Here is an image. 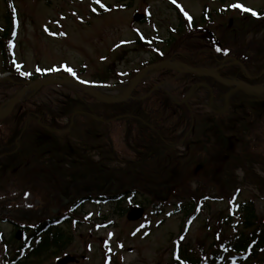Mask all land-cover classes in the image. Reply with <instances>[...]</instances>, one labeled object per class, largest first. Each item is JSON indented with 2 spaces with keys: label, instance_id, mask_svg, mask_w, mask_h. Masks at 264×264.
<instances>
[{
  "label": "rangeland",
  "instance_id": "obj_1",
  "mask_svg": "<svg viewBox=\"0 0 264 264\" xmlns=\"http://www.w3.org/2000/svg\"><path fill=\"white\" fill-rule=\"evenodd\" d=\"M237 4L250 10L245 12L259 13L260 20L242 16L239 12L243 9L233 7ZM230 6L236 12H230L222 20L219 12ZM206 9L208 16L215 14L216 19L211 20L214 26L227 24L232 19L240 28L223 32L225 36L237 43L242 39L243 43L255 42L253 47L258 45L255 51L261 50L264 30L246 35L244 31L253 25L264 24V0H21L15 2V19L9 15L5 1L0 0V34L8 27L7 20L11 19L15 29L14 36L10 34L14 37L13 43L8 45L13 57L8 69L12 73L4 70L0 51V105L12 100L37 76L42 79L54 76L53 80L59 81L61 77L55 75L65 74L64 65L78 73L74 75L76 80L87 84L106 81L107 84L98 86L100 91L109 97H121L134 77L133 71L151 63L161 51L164 55L167 53L166 42L170 41L171 45L176 40L173 30L178 28L180 13L200 20ZM137 14L147 15L148 22L134 23L133 18ZM140 38L150 44V52L137 47L136 42ZM260 54L264 59V45ZM103 74H107L105 79ZM156 77L157 73H153L145 81L152 84ZM173 87L175 85L167 89ZM41 92L40 95L30 92L25 103L17 105L8 115V112L3 113L7 120L0 125V146L7 152L17 148L18 134L29 119L28 114L39 105L47 106L52 117L50 127L58 132L49 134L41 131L33 120H29L28 130L19 142L20 151L25 150L21 157H16V160H21L16 165L18 172L15 176L19 185L9 181L13 173L8 170L5 175L3 166L10 168L17 161L14 159L16 162L8 165L12 158L0 153V180L8 177L5 184L0 181V206L10 201L9 209L21 211V217L33 216V219L45 213L56 218L68 213L69 208L85 196H115L118 192L111 193L110 175L98 176L94 172L101 165H107L109 169L125 168L108 162L104 142L97 143L95 132L99 127L107 133L112 127L116 135L110 138L115 151L121 155V161H137L145 156L139 152L141 148L131 135L129 145L136 150L127 153L123 139V128L130 125L108 122L95 126L81 113L84 107L92 104L76 87L52 85L44 87ZM191 103L198 111L207 108L198 98ZM92 107L93 111L99 112L98 105ZM67 128L73 129L62 131ZM34 133L45 136L46 151L40 149L41 143L37 141H43V138L35 137ZM246 139V143L252 144L256 158L250 159L238 149L232 159L228 158L230 142L225 141L222 148L228 150L222 154V166L215 158L218 155L210 151H204L203 157L197 161L194 159V163L183 160V146L179 147L173 162H166L169 165L149 163L151 166L145 168L148 177L161 171L168 175V179L181 171L184 182L178 188L160 186L152 189L145 185L138 188V194H129L119 203L91 199L82 203L74 212L71 211L72 223L63 227L71 243L59 250L50 249L48 254L40 255L28 264H57L66 256L74 259L69 264H172L178 249L186 245L195 250L199 247L208 249L215 237L222 241L236 235L242 229L238 213L240 204L252 203L264 223V138L254 133V137ZM89 143L93 146L94 143L103 144L101 151L91 150ZM181 160L183 162H179ZM210 160L214 164L208 165ZM200 164L204 166L198 170ZM173 167L179 169L176 171ZM79 173L84 174L83 179L75 182L73 179H77ZM120 175L125 178L124 174ZM139 207L144 209L143 218L137 222L129 221L127 215ZM187 208H192L189 214ZM19 220L17 225L29 224ZM35 222L30 223L34 225ZM17 231L13 223L0 221V264H7L10 258L15 257L23 241L12 240ZM25 233L30 234L29 231Z\"/></svg>",
  "mask_w": 264,
  "mask_h": 264
},
{
  "label": "trees",
  "instance_id": "obj_2",
  "mask_svg": "<svg viewBox=\"0 0 264 264\" xmlns=\"http://www.w3.org/2000/svg\"><path fill=\"white\" fill-rule=\"evenodd\" d=\"M4 1L7 4L9 15L12 16L11 11L13 4L16 1L21 0ZM230 12H232V9L221 12L220 18L222 20L225 19ZM213 18L216 19L215 14L207 17V13H205L200 20L194 19L188 21L180 16L178 28L173 30V33L176 34V40L173 41L171 45L169 44L170 41H167V53L163 56H156L155 61L158 62L161 60L175 59L176 61L192 68H209L220 63L224 59L226 52L230 59L240 62L242 66L248 70H255L257 71V74H261L264 71V59L262 58L263 55L261 56L260 53L264 44H260V51H255L256 46H258L256 45L253 47L255 42L243 43L244 39H242L241 43L240 41L238 43L234 42L228 36H225L223 32L226 33L231 28H239L235 25V21L231 19L227 24L221 23L214 26L211 21ZM7 23L9 24L8 27L0 34V51L3 59V68H5V71H10L8 65L12 62L9 54L10 47L8 48V45L11 43V19L7 20ZM222 27L223 31H221ZM262 30H264V24H259L246 29L244 33L246 35L248 32L254 31V33H257ZM220 32H222V34H219ZM180 35L184 36L181 37ZM136 45L140 50L150 52L151 46L147 43L138 40ZM220 74L227 78L245 79L239 67H231L223 70ZM106 75L107 74H103L104 79L106 78ZM174 76L175 74L165 75L162 76L160 80L170 82ZM182 81H184L185 84L177 87L172 95L174 99H176L175 102L165 91H154L149 97L145 98V95L148 94L151 89L147 86L141 85L134 94L135 97L140 98L139 100L120 105H101L102 110L95 114L98 115L100 119L105 118L112 120L110 121L112 125L123 123H126V125L128 123L130 125V127L125 125L126 127L123 128V139H125L127 153H132L136 150L129 145V137L132 135V139L137 144L138 148H141V151H138L145 156L137 161H121V155L119 152L115 151L113 142L110 138V136L112 137V135H114L115 137L116 135L114 129L111 127L110 130L109 128L107 131L109 135L107 136V133H103V130H100L98 127V131L95 132V140L99 144L102 141L104 142L103 148L107 150V155L109 157L108 162L111 161V164H119L122 166L121 168H125L109 169L107 165L96 167L94 173H97L98 176L110 175L112 195L113 193L118 192L114 194L115 196L113 197L104 194L99 195L97 197L98 202L112 200L119 203V201L127 196L138 194V188H144L145 185L148 187L150 186L149 188L152 189H157L160 186H171L174 188L180 187L181 183L184 182L181 171L171 175L168 179H166L168 175L161 171H158V174L155 176L149 175L148 177L146 174V169H148L152 163L159 162V165L163 166V164H168L166 163L167 161L173 162L180 146H183V149H185L183 151L184 154L182 155V159L185 161L200 159L203 157L205 149H207V151L214 152L215 155H218L215 158L219 159L218 161L222 166V154L228 150L222 148L225 141L230 142L228 158L232 159L237 149L240 151L242 150V153H246L247 157L250 159L256 158V154L252 151V144L246 143V137H254V133H257L264 138V98L260 99L257 97L244 96L246 98L244 99L243 96H240L244 101H240L239 104L234 101L231 108L222 114L210 112L206 108L205 111H198L192 106V98L187 101V94L190 92L192 86H198L201 89L203 85H210L214 94V99H220L225 96L228 89L221 86L219 83L206 78L199 79L187 75L184 76ZM101 83L108 82L101 81ZM249 83L252 85L263 84L264 74L258 80ZM176 84L178 85V83ZM40 94H42V92ZM84 99L88 100L92 105H97L98 103L93 97L87 94H84ZM28 117L29 119L23 125L22 130L18 134L17 148L11 152H7L0 146V153L2 156L8 155L12 158V160H10L11 163L8 165H12L17 161L10 168H8L9 166L7 165H3L5 175L8 170L13 173V177H9V181L16 185H19L15 177L18 172L16 170V165L21 162V160H16V157H21L25 150L23 149L20 151L21 146L19 142H21L25 132L28 130V125L31 123L29 120H33V122L41 128V131H47L49 134H53V131L58 132L55 128L50 127L52 117L46 105L37 106L34 111L28 114ZM91 121L97 126V121ZM5 122L6 121L0 122V125ZM131 125L133 126L132 128ZM72 129L67 128L62 131L68 132ZM33 135L35 137L43 138V141L42 139H37V141L41 143L42 148L40 149L46 151L45 136H38L36 133ZM94 144L95 146L90 144L91 150H95L96 152L101 151L103 144L100 146L96 143ZM43 155L45 156L46 153L43 152ZM105 155L106 154H104V156ZM14 159L16 160L15 162H13ZM162 160L164 162H161ZM183 160L179 162H183ZM212 164H214V162L213 160H210L208 165ZM140 168L141 170H138ZM175 169L177 171L179 168L173 167V170ZM129 173L130 176H127ZM131 173H133L132 176ZM120 174H124L125 178H122V175ZM83 175V173H79L77 179L75 178L73 180L75 182L81 181ZM131 177L133 178L131 179ZM7 179L8 177H3L0 181H4L5 184ZM110 184H108V186ZM107 188L108 187H103V189ZM114 189L120 191H113ZM19 196L23 197V195ZM5 199H8V197H5ZM88 200L89 198L87 196L81 198L77 204L69 208L68 213L64 212L65 215L56 218L44 215L45 213L41 215L42 217L35 216L33 219V216L21 217V211H15L14 208L12 210L9 209L10 201L9 203L8 201L4 202V205L1 204L0 221L13 223L17 227V230L30 232L29 235L24 232V239L20 243L15 257L10 258L9 261H7V264H21L22 259V264H28L29 261L38 258L40 255L48 254L50 249L59 250L62 248L61 246L70 244L71 238L65 233L63 227L72 223V212L75 211V208ZM191 210L192 208L186 209L188 214ZM238 213L241 216L242 229L236 235L224 238L222 241H219V239L215 237L214 243H212L208 249H205V247H199L198 250H195L190 245H186L184 248L178 250L176 258L173 257L172 264H264L263 221L258 217L255 206L250 202L240 204ZM18 220L29 224L23 226L21 224L17 225ZM31 221L36 222L34 225H31ZM12 240L15 242L16 235L12 237ZM23 253L24 255L22 256Z\"/></svg>",
  "mask_w": 264,
  "mask_h": 264
},
{
  "label": "water",
  "instance_id": "obj_3",
  "mask_svg": "<svg viewBox=\"0 0 264 264\" xmlns=\"http://www.w3.org/2000/svg\"><path fill=\"white\" fill-rule=\"evenodd\" d=\"M155 69H171V70H174V71H177V72H180V73H192V74H195V75H198V76H211V77H213L215 79H219L218 77H216L214 74H212L210 72H206V71H203V70H195V69H185V70H183V69H180V68H178L176 66H172L171 64H169L167 62H163V63H159V64H156V65H153V66H150V67L146 68L135 79H133V81L131 82L129 90L127 91V93L122 98H120V99H112V98L106 97V96L98 93L95 89H93V88H91L89 86H84V85H82L80 83H77V82L73 81L71 78H69L67 76H63V79H64L63 81H50L48 79L39 80V81H36L35 83H33L32 85H30L28 88H25V89L21 90L16 95V97L12 101H10L8 103L9 107H8L6 112H8L7 114L12 112L13 108L18 103H20L23 100L26 92L29 89H41V88L47 87V86H49L51 84H63V85H71V86L79 87V88L87 91L88 93L92 94L99 101H101L103 103H106V104L124 103L131 97L133 91L135 90L136 86L141 81V79L144 76H146L149 72H151L152 70H155ZM223 83L226 84L229 87H232V86L244 87L245 86L243 84H234V83H232L230 81H226V80H224ZM254 90L260 91L259 89H256V88ZM4 114L0 112V119L4 118L6 116ZM143 213H144V211L141 208L135 209V210H133V211H131L129 213L128 220L129 221H138V220H140L143 217ZM17 239L18 240L21 239V233H18ZM73 260L74 259L71 258V257H66V258L58 261L57 264H69Z\"/></svg>",
  "mask_w": 264,
  "mask_h": 264
},
{
  "label": "snow or ice",
  "instance_id": "obj_4",
  "mask_svg": "<svg viewBox=\"0 0 264 264\" xmlns=\"http://www.w3.org/2000/svg\"><path fill=\"white\" fill-rule=\"evenodd\" d=\"M97 2H99V0H97ZM101 6H103V5H101ZM233 7H235V8H242L244 11H250V10L247 9V8H243V6H242V5H239V4L234 5ZM252 14H253V15H257V13H255V12H252ZM65 70H66L67 72L71 73L72 75H75V73L73 72V70H72L71 68H66Z\"/></svg>",
  "mask_w": 264,
  "mask_h": 264
},
{
  "label": "flooded vegetation",
  "instance_id": "obj_5",
  "mask_svg": "<svg viewBox=\"0 0 264 264\" xmlns=\"http://www.w3.org/2000/svg\"><path fill=\"white\" fill-rule=\"evenodd\" d=\"M246 79L248 80V82H254V81L258 80L259 78L251 77V78H246ZM211 81H212V80H211ZM211 83H212V82H211ZM207 86L210 87V85H207ZM205 151H207V149H206Z\"/></svg>",
  "mask_w": 264,
  "mask_h": 264
}]
</instances>
